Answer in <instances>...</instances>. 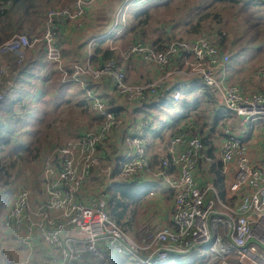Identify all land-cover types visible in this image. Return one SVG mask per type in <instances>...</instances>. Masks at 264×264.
Instances as JSON below:
<instances>
[{"label": "built area", "instance_id": "2783aa9c", "mask_svg": "<svg viewBox=\"0 0 264 264\" xmlns=\"http://www.w3.org/2000/svg\"><path fill=\"white\" fill-rule=\"evenodd\" d=\"M101 1L73 0L70 7L48 9L40 34L12 35L0 43V56L8 53L22 59L29 49L40 45L46 61L59 65L63 58L59 28L67 22L81 27L90 9ZM131 1L123 0L114 15L115 25L124 21V10ZM10 3L11 0L0 3V12ZM118 53L124 61L138 57L156 64L163 76L150 83L131 84L118 60L108 59L98 67L75 66L72 80L81 82V75L93 79L107 77L118 95L138 103L157 100L167 88H173L172 99L179 101L181 91L199 83L214 95L216 105L224 113L239 118L249 132L264 123V92L244 93L217 78L216 74L224 71L230 58L221 54L210 37L172 40L163 51L138 41ZM178 60L183 67L173 68ZM3 73L0 66V102L5 94L1 88ZM173 73L191 80L170 82ZM256 75L264 79V66ZM10 84L8 81L5 86ZM86 96L100 119L97 128L69 142L62 150L61 160L44 163L46 198L37 209L31 211L30 194L23 186L13 199L4 223L15 236L21 235L19 245L22 249L31 252L33 241L39 235L50 255L42 261L26 257L15 264H114L117 259L128 264H166L173 257L203 250L207 255L201 264H264V166L250 163L245 138L234 133L228 132L219 147L221 162L236 164L235 179L227 188L233 199L231 205L227 206L213 183L200 187L195 182L194 170L203 157L204 144L199 137H188L185 133H178L171 139L172 145L186 142V147L178 155L162 157V171L153 169L145 143L138 136L125 138L132 153L118 162V177L128 179L152 174L173 191L169 225H148L139 230L138 240H133L110 217L108 192L90 205L78 201L80 187L98 164L97 147L118 126L116 115L106 108L98 95L88 91ZM170 167L177 169L176 175L167 172ZM215 205L221 207V211H217Z\"/></svg>", "mask_w": 264, "mask_h": 264}, {"label": "crops", "instance_id": "0c3cea01", "mask_svg": "<svg viewBox=\"0 0 264 264\" xmlns=\"http://www.w3.org/2000/svg\"><path fill=\"white\" fill-rule=\"evenodd\" d=\"M132 1L133 4L140 2ZM251 1L254 2V0ZM258 1L256 2L257 4H262V0ZM103 2L105 1L97 3L95 7L90 9L81 27L74 23H68L59 28L58 40L63 55L59 65L48 63L42 47L38 45L26 52L27 59L18 66L19 70L16 72L13 81L11 78V84L5 86L4 83L1 86L5 94L0 102V161L4 160V157L12 155L16 159L26 157L32 163L33 169H29L27 173L23 171L17 173L28 184V187L25 185L21 187L25 186L29 191L31 211H35L46 198L44 192L46 184L43 171L44 163L46 161L61 160L63 157L62 150L69 142L76 141L88 131L97 128L95 110L91 107L86 96L88 91L98 95L105 105L116 113L118 126L112 131L108 139L97 147L95 157L98 159V164L93 167L91 173L80 187L76 196L78 201L90 205L97 202L104 192H108L111 195L113 184L119 178L118 162L132 153V148L125 140L127 136L141 137L145 143L146 155L153 169L162 171V169H159L160 158L178 155L186 147V142L180 145L171 144V139L178 133H185L188 137L197 136L204 144L203 157L199 160L194 170V180L197 185L203 187L206 184L213 183L222 199L226 200L227 198L229 201H233L229 197L227 188L235 179L236 164L234 162L223 164L219 156V147L228 132L242 136L245 138L247 156L250 163L263 167L264 123L256 125L249 132L247 125L239 118L232 115L228 116L229 113H224L222 108L216 105L214 95L199 83H195L193 88L182 93L178 102L172 99L173 88H167L164 91L165 100L162 101L163 103L153 108L149 106L150 104L130 102L118 95L107 77L93 79L88 75H81L79 77L81 82H74L72 78L75 66L84 67L89 64L97 67L96 63L93 62L96 60L97 44L104 40H106V43L109 42L110 38L106 37L107 33L112 36L111 39L123 38L128 35L132 41L133 36L136 37L143 32V37L137 41L145 42L151 46L160 41L162 39L160 33L162 30L157 31L158 27L152 26L149 20L143 28L138 27L135 17L141 11L143 13L150 11L147 13L148 15L154 9H162L164 5H171L173 0H146L144 4L140 3L142 10L132 12L130 15L126 13L124 21L115 25L114 15L122 3L121 0H118L112 16L107 19L105 24L102 21L103 24L98 29L99 32L94 33L92 31L93 23L99 19L97 10ZM179 3H183V1H179ZM185 5L190 6L191 3H186ZM183 10L186 11L187 9L180 8L176 11L179 17L184 14ZM92 15H95V18H92ZM179 19L184 20L182 18ZM177 26V22L172 24V28ZM168 29L164 31L165 35L176 36L171 29H169L171 33ZM133 31L134 33H132ZM210 39L216 46L218 45L212 36H210ZM256 46L257 44H246L236 47V51L230 50L228 45H223L220 48L217 46L221 54H226L230 58V62L224 71L216 74L217 78L223 79L222 81L226 85H236L235 87L244 93H247L249 89L254 90L262 87L264 82L258 79L256 71L264 66V63L259 60V55L264 56V52L260 51L258 53ZM153 47L158 48V45L156 44ZM108 49L115 52L117 60L124 70L126 80L131 84L150 83L163 76V71L156 64L147 63L138 57L124 61L119 57V49L116 50V47H109ZM254 52L258 53V55H255ZM249 53H254V55L248 59L247 55ZM15 59L16 56L13 54H3L0 56V66L4 70L6 65L15 66L17 61ZM252 59V64H258L255 70L252 73L247 72L248 74L241 76L246 70V64ZM172 67L182 68L183 63L178 60V63ZM170 71L174 72L173 69H170ZM236 76H238L237 84L233 85L231 81H234ZM170 80V82H186L191 79H186L173 73ZM158 101L153 100L154 103ZM184 101L186 104L182 105ZM168 102L172 105L165 107ZM38 104H40L39 107ZM198 107L204 108V111L207 112L203 120H201L198 113ZM59 109L62 111L60 114L64 110L72 111L74 118L70 121V126H61L56 130L62 131L58 134V139L53 138L50 140L47 138L45 140L46 135H40L37 127L40 124H46L45 128L47 129L50 125H55L57 119L56 115L53 114L57 113ZM194 111H197V117L190 119L194 116ZM31 114L35 115L33 121L30 118ZM49 116L53 117L50 122L46 119ZM190 122H193L194 128L190 125ZM44 146H48L47 149ZM77 162L81 163L80 161ZM13 167L14 163L10 167L9 162L0 163V247L2 244L9 246L11 244L10 236H14L17 245L12 246L14 250H17L20 247L19 238L21 235L15 236L11 229L6 228L4 225L11 203L21 188L15 185L16 174L11 178V182L4 177L6 173L12 171ZM167 172L176 175L177 169L170 167ZM126 180L129 183L135 182L139 189L135 204L141 205V203L148 202L151 205L156 199V203H158L156 207H160V209L155 210L160 212V215L152 214L151 216L156 218L157 222L169 225L172 208V203L170 205V202L173 198V191L168 189V186L162 182L161 178L152 174H145ZM33 181H35V184H31ZM7 193L8 196H6ZM235 195L239 197L240 193H235ZM167 200H170V202L165 203ZM31 248V252L21 247V250L18 249L26 257L36 261L46 260L50 255L41 243L39 235H36ZM197 253H202V251H197Z\"/></svg>", "mask_w": 264, "mask_h": 264}, {"label": "rangeland", "instance_id": "374dc122", "mask_svg": "<svg viewBox=\"0 0 264 264\" xmlns=\"http://www.w3.org/2000/svg\"><path fill=\"white\" fill-rule=\"evenodd\" d=\"M104 1L105 2H103V4L99 6L97 10L98 11L97 17L99 19L95 20L93 23L94 27L92 31L94 33L99 32L98 29H100V26L103 24L102 21H104V24L106 23L107 19L112 16L113 11L118 4V0H104ZM179 1H182V0H173V3L171 5H164L162 9L161 8L154 9L151 11L150 14L146 16L144 14H141L139 16V19L141 22L146 17H147L146 19L148 20V17H149L150 24L154 27L157 26L158 27L157 31L162 30L160 32L161 38L163 39L164 43L166 42L162 47L163 48L162 51L165 49L167 43L170 42V41H166L167 35H165V32H164L168 28L171 29L176 35L172 37V39L182 38L184 40H192V39L198 38L196 36H191L186 33L188 27L192 25L191 23H194L196 19L190 21L189 23L185 25H182V22H180L182 20H180L179 18L187 19L190 16L191 12L188 13V9L190 6H186L185 5L186 3H191V5H194L195 2H199L200 0H191L190 2L181 3L179 7L180 8L183 7L187 10L186 11L183 10L184 14L180 15V17H179V14L176 13V11L179 10V8L176 7ZM121 2H123V0H121ZM145 2L146 0L136 2L134 4H133V1L129 2L128 7L124 10L125 15L126 13L127 15H130L132 14V12H137V11L142 10L143 8L141 4H144ZM239 2L246 3V7L242 8L239 3H234L232 1L221 2V1H215V0H210V1L201 0V3H205V5H208L207 6L208 11H211L212 8H215V9L219 8L218 12L215 13V15L211 17L210 21L203 23L204 29L202 30V34L203 35L206 34L205 36H208V37L212 36V38H214L215 42L217 43V38L215 36L218 32H221V35L223 36V42H225V44L228 45L229 49L232 51H236V47H241L246 44H257V41L258 40L260 41L262 38V30L264 29V5L257 4L256 2H252L249 0H239ZM72 3H73V0H17L16 2L14 1L13 10L10 11L9 13L7 12L4 15H0V43L7 41L14 34H24L28 36L40 34L45 24V14L48 9L56 8V7H70ZM11 5H12V0H11V3L8 5L7 9H9ZM121 5L122 3L120 4V6ZM205 5H199L194 10V12L197 13ZM3 12L4 11L0 12V14H2ZM125 15H124V18H125ZM92 18H95V15H92ZM174 22H177L178 26L172 28V24ZM68 23H73V22H67L66 24ZM74 24L76 25V23ZM171 30H169L170 33H171ZM106 37L110 39L108 43H106V40H104L105 44L108 45V47H116V50L124 49L128 47L129 45H132L138 42L136 41L131 44L130 43L131 38H129L128 35H126L123 38L120 37V38L111 39L112 36H109V34L107 33ZM190 37H196V38H190ZM256 47L258 48V53L260 51L264 52V48H260L258 46ZM254 53L255 55H258V53L256 52ZM254 53H249L247 55L248 59L249 57H252ZM6 57H9V56H6ZM259 57H260L259 60H261V63H264V56L259 55ZM16 59L17 60L19 59L20 62L16 61L17 63L15 62V66L6 65L3 76L1 78L2 84L7 83L8 81H11V78L13 81V78L16 72L19 70L18 66H20L27 59L26 53L25 55H23L22 59L18 58L17 56H16ZM252 63H253V59L250 60L246 64V70L241 76L248 74L247 72L252 73V71L255 70L256 65L258 64H252ZM237 77L238 76L235 77L234 81H231L233 85L237 84L236 83L238 80ZM258 79L264 82V79L260 77H258ZM185 91L186 90L181 91V94L184 93ZM249 92H253V93L264 92V90H259V88L254 89V90L249 89L247 93ZM175 102H178V101H175ZM39 105L40 104H38V107ZM171 105L172 104L168 102L165 107L171 106ZM168 108H165V109H168ZM60 112L62 111L59 109L57 113L53 114V115H56L55 117L57 119L55 125H50L49 128L47 129L45 128L47 126L46 124H40L37 127V129L40 131V135L42 136L46 135L45 140L47 138L50 140L53 138L58 139L57 136L62 131H56V130H58L61 126H65V127L70 126L71 124L70 121H72V119L74 118L72 111L64 110L63 113H61L62 115L60 114ZM198 113L201 117V120H203V118L207 115V112L204 111V108L202 107H198ZM94 114H95V117H97L95 112ZM196 114H197V111L193 113L194 116L191 117L190 119H194L195 117H197ZM34 116H35L34 114H31V117H30L31 121L34 120ZM49 117L46 118L48 119L47 120L48 122H50V119L53 118V117H50V118ZM97 118H96V123L98 125L99 118L98 119ZM111 134L112 133H110L109 136ZM44 147L47 149L48 146H44ZM2 162H9V167L12 163H14V167L11 170L15 172L11 171L10 173H6L5 174L6 180L11 182V178L16 174L15 185L19 187H21L22 185H25L26 187H28L27 186L28 184L25 183L26 180H24L21 176L17 174L19 172L21 173L22 171L27 173L29 169H33L32 163H30L26 157L16 159L15 156L8 155L4 157V160L0 161V163ZM31 184H35V181L31 182ZM6 196H8V193L6 194ZM110 198L111 197L109 195L108 199ZM169 202L170 200H167L165 203H169ZM171 203L173 205V198L170 202V205ZM226 203L228 206V205H231L233 201H229L226 198ZM113 204H114V198L112 195V205ZM157 204L158 203H156V199L152 202L151 205L148 202L141 203V205L137 203L133 206H129L127 203L125 204L126 209L123 211V213H125L126 218L129 217L128 221L130 225H128V227L125 228L124 231L131 239L138 240V235H139L138 230H142L148 225H151L154 223L155 224L160 223L155 220L156 218H152L151 216L152 214L160 215V212H157L155 210V209H160V207H156ZM215 209L217 211H221V207H219L218 205H215ZM107 211L110 215V212L108 209ZM171 211H172V208H171ZM115 212L118 213V210H115ZM153 221H156V222H153ZM118 224H121V222H119ZM10 237H11V240H10L11 244L9 246L6 244H2V246L0 247V264H8L9 262L13 264V263H16L26 258V256L20 252L21 250L20 247H18L20 250L18 248L17 250H14L12 245H17L16 238L14 236H10ZM206 255L207 253L204 250L202 251V253H199V254L197 252H194L189 255L180 256L177 258L173 257L166 264H201L203 262L204 256ZM119 264H128V263L121 261Z\"/></svg>", "mask_w": 264, "mask_h": 264}, {"label": "trees", "instance_id": "16d2710c", "mask_svg": "<svg viewBox=\"0 0 264 264\" xmlns=\"http://www.w3.org/2000/svg\"><path fill=\"white\" fill-rule=\"evenodd\" d=\"M6 1H8V0H0V3L6 2ZM14 1L16 2L17 0H12L11 7L9 9L4 10V12L2 14H0V15H4L7 12L9 13L10 11H12L13 7H14ZM182 1H185L183 3H186V2H190L191 0H182ZM215 1H221V2L232 1L234 3H239L242 8L246 7V3H241V2H239V0H215ZM249 1H251V0H249ZM254 2H259V1L258 0H254ZM261 2L264 5V0H262ZM180 4L181 3H177V5H176V7L179 8V9H180V7H179ZM199 5H205V3H201V0H200L199 2H195L194 5H190V7L188 9V13L191 12L190 16L187 19H184V20L180 21V22L183 23V25H185V24L189 23L190 21L196 19L194 23H191L192 25H190L188 27L187 31H186V33L188 35L196 36V37L206 35V34H204V35L202 34V30L204 29L203 23L210 21L211 17L213 15H215V13H217L218 10H219V8H216V9L212 8L211 11H208V9H207L208 5H205L202 9H200L197 13H195L194 10ZM21 8H23V7H21ZM192 13H194V14H192ZM141 14H144L145 16L147 15V13H143L141 11L139 14L136 15L135 22H136L138 27L143 28L147 24V22L149 20V17H148V20L146 19L147 18L146 17L141 22L140 19H139V16ZM132 33H134V31ZM143 35H144L143 32H141L136 37L133 36V40L131 41V44L133 42H136L137 40L141 39V37H143ZM196 37H190V38H196ZM215 37L217 38V44H218L217 46L219 48L222 47L223 45H226L225 42H223V36L221 35V32H218ZM171 40H172V37H169L167 35V40L166 41H171ZM165 43H164L163 39H160V41H158L157 43H154L153 46H156V44H157L158 48L156 47V49H158V51H162V49H163L162 47H163V45ZM97 46L98 47L96 49V58H95L96 60L93 61L94 63H96L97 67L102 65L108 59L117 60L115 52L109 50L108 49L109 48L108 45H106L104 41H102V42L100 41L97 44ZM257 46L260 47V48H263V46H264V29L262 30V38H261V40L257 41ZM97 64H99V65H97ZM259 90H264V86L260 87ZM157 100H159L157 103H154L153 100L143 101V103L145 105L150 104L149 106L153 107V108L158 107V106H160L163 103L162 101L165 100V94L162 95L161 97H159ZM185 104H186V102L184 101L182 103V105H185ZM106 108L109 111H111L109 109V106L108 107L106 106ZM194 113H195V111H194ZM114 114L116 115V113H114ZM98 121L100 122V119H98ZM190 125H192L193 128H194L193 122H190ZM107 139H105L102 143H104ZM99 146H101V144ZM159 169H163V167L160 166V162H159ZM4 177L6 179L5 175H4ZM138 191H139V189L136 186L135 182L129 183V181H127L126 179L121 178V177H119L118 181H116V183L113 184V191H111V195H110L111 198L109 199V202H108L109 203L108 210L110 212L111 217L116 221L117 224L119 222H121V224H118V225L119 226L121 225L120 227L123 230L125 228H127L128 225H130V223L128 221L129 217L126 218L125 217V213H123V211L126 209L125 204L127 203L129 206H133L137 202L136 201V196H137ZM112 195H113V198H114V204L113 205H112ZM115 201H116V203H115ZM109 207L112 208V209H110ZM115 210H118V213H116ZM120 262H121V260L117 259V260L114 261V264H119ZM8 264H12V263L9 262ZM13 264H15V263H13Z\"/></svg>", "mask_w": 264, "mask_h": 264}, {"label": "bare ground", "instance_id": "6f19581e", "mask_svg": "<svg viewBox=\"0 0 264 264\" xmlns=\"http://www.w3.org/2000/svg\"><path fill=\"white\" fill-rule=\"evenodd\" d=\"M205 36V35H204ZM200 37H202V36H200ZM208 37V36H207ZM173 40V39H172ZM171 40V41H172ZM174 40H176V39H174ZM178 40H184V39H178ZM153 47V46H152ZM155 49H156V47H154ZM157 50V49H156ZM158 51V50H157ZM172 194H173V198H174V193L172 192ZM173 206V205H172ZM171 213H172V211H171Z\"/></svg>", "mask_w": 264, "mask_h": 264}]
</instances>
